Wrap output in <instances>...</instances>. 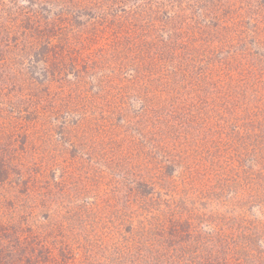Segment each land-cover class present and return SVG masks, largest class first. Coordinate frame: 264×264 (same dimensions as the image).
<instances>
[{"label":"rangeland","instance_id":"rangeland-1","mask_svg":"<svg viewBox=\"0 0 264 264\" xmlns=\"http://www.w3.org/2000/svg\"><path fill=\"white\" fill-rule=\"evenodd\" d=\"M202 1L199 4L197 0L193 10L211 6L218 9V14L228 15L229 19H223L222 26L214 31L216 35L229 34L231 39L241 40L238 49L254 37L251 19L258 8L251 14L242 7L245 0ZM184 4L188 6V2ZM140 5L149 7L146 1ZM56 11L57 6L41 0H0V44L16 37V47L1 50L7 57L0 62V76L9 77L10 89H5L6 96H0V125L9 124L11 128L14 121L26 125L17 129L16 135L0 127V136L6 141L11 136L17 138L12 140L13 158L5 160L14 165L11 184H28L25 193L24 186L22 189L4 183L0 194L21 197V206L36 215V224L44 225L46 241L56 252L68 244L67 264H200L209 257L214 261L228 258V264H264V125L249 121L240 129H223V139L229 145L222 146L216 160L205 157L207 152L201 153L200 144L217 135L216 122L208 118L207 112L193 109L188 79L174 73L164 78L159 64L155 67L160 72L147 68L148 78L154 83L146 104L151 114H136L145 100L129 98V106L122 109L112 100L118 89L129 94L134 88L141 92L148 85L127 81V74L132 72L113 79V83L124 80L103 101L102 111L91 114V105L79 92L81 87L71 68L59 70L57 62L64 63L65 55H54V51L61 53L56 44H73L75 56L79 54L82 62L90 54L86 39L81 37L75 42L78 34L65 39L68 34L63 35V31L54 34L32 27L38 21L42 29H49ZM240 19L245 22L241 27ZM78 21L85 19H73L72 24ZM160 23V28L145 40L159 44L156 49L148 44L136 47L132 53L146 52L154 60L156 57L148 52L167 49L157 47L167 43L169 31L178 26ZM226 27L231 30L226 32ZM113 42V38L104 41L103 62L115 58L117 52H125L123 43L118 46ZM138 43L144 44L141 40ZM206 46L179 51L188 57L196 55L205 64L202 50ZM37 48L41 52L37 53ZM259 48L264 47L261 44ZM102 67L84 73L81 83L95 89L103 75L113 72L106 69L105 63ZM159 75L168 87L155 82ZM6 188L12 192L7 193ZM21 206L17 208L23 214ZM123 217L129 218L135 234V255L125 254L118 263L112 258L119 249L125 251L117 223ZM173 218L181 223L177 227L180 235L175 238L168 235ZM163 224L164 234L160 230ZM226 245L235 253L224 250ZM245 253L253 257L247 258Z\"/></svg>","mask_w":264,"mask_h":264},{"label":"trees","instance_id":"trees-1","mask_svg":"<svg viewBox=\"0 0 264 264\" xmlns=\"http://www.w3.org/2000/svg\"><path fill=\"white\" fill-rule=\"evenodd\" d=\"M27 1L29 3H39V0ZM41 1L43 4L57 6V11L49 22L52 27L42 29L41 24L35 21L32 27L36 31H52L54 34L57 31H63V35L68 34L65 39H70L78 34L75 42L81 37L86 39L85 47H89L90 54L84 61L78 60L79 54H77V57L75 56L77 51L73 44L67 45L62 42L56 44L61 49V53L54 51V55L60 57L65 55L64 63L61 61L57 62L59 70L62 72L63 68H71L69 71L74 73L75 79H78L79 87H81L79 92L83 94L91 105L89 109L91 114L102 111V107L105 104L103 101H106L108 95L117 88L116 85L119 86L120 82L124 80L119 79L121 80L120 82L113 83V79H118L117 75L120 73L122 75L128 72L132 73L127 74V77H130L127 81H132L140 86L142 84L148 85L142 87L141 92L134 88V92L129 94L118 89L112 99L113 102L120 105L122 109L129 106V98L135 97L139 102L145 100L142 102L144 107L140 106L139 109L135 110L136 114L140 117L151 114L152 111L146 104L148 103V95L151 94V90L154 88V83L151 77L148 78V70L152 71L154 67L155 71L160 72L156 68L157 64H159L163 66L160 74L165 75L164 78L171 77V74L174 73L180 77L185 76L188 79L189 89L187 91L191 95L190 104L193 109L195 111L198 110L199 113L207 112L208 118L212 119V122H216L214 124L217 126L215 128V134L217 135L209 136L201 143L202 145L200 144L203 147L200 150L201 153L207 152L205 157L210 158L211 156L214 161L222 146L229 145V142L223 139V129L225 131L229 130L228 127L240 129L245 124L248 125L249 121L253 125H264V48H259L261 44L264 47V35L262 36L264 32V13H261L264 10V0H245L242 5L243 8H248V12L250 10L251 14L255 13L256 8H258L257 13L251 19V30L255 35L250 41H244L242 49H238L237 46L241 40L238 42L235 38L231 39L229 34L219 36L214 33V31L219 29V25L222 26L224 23L223 19H229L227 18L228 15L225 13L218 14V9L215 11L211 6L204 10L202 6L197 5L199 11H195L192 5L195 6L194 4L197 0H193V3L191 2L192 0ZM145 1L149 5L148 8L140 5L141 2ZM185 1L188 2V6L184 4ZM201 2L203 1L199 0V4ZM201 5H204V3ZM222 10L225 11L226 9ZM211 12L213 13L212 15ZM248 12H244V14L249 15ZM24 14H27V11ZM212 17H215L216 20L211 19ZM79 18L85 19V21H78L72 24L73 19ZM176 18L180 20H175ZM161 21H165V24L171 22L173 25L178 26L175 31H169L167 43L157 47L159 50L166 47L167 49L163 50V52H148L152 53L153 58L156 57L154 60H151L147 56L148 54L146 55V52L132 53L131 51L136 47L141 49L148 44H150V48L156 49L157 43L153 45L151 41L146 42L145 40L152 37L153 31L158 30L155 28H160ZM239 21L240 27L243 26L245 23L243 19ZM173 22L176 23L174 24ZM224 29L226 32L231 30L230 27ZM15 38L12 36L9 43L3 46L0 44V62L7 57L5 53L1 52L2 48L5 47L7 49L9 47L11 50V47L12 49L16 47L15 42L13 44ZM108 38H113L115 41L113 43H117L118 46L123 43L125 52H117L115 58H107L103 62L101 54L106 45L104 41ZM139 40L144 42V44L138 43ZM205 43H207V46L202 50V54L206 58L205 64L198 61L196 55H189L188 57L182 55L183 53L179 51L180 48L189 50L192 47H196L197 49L200 44L203 45ZM253 46L256 48L254 51H252ZM35 50L37 53L41 52L40 48ZM232 53H234L235 57ZM149 59L151 61L147 62ZM104 63L107 70L113 71L110 76L103 75L100 84L96 85V88L92 90L91 87H86V85L81 83L80 78L82 75L93 73L94 69H102ZM7 79L9 77L6 74L2 77L0 76V96H6L5 89H10ZM155 82L168 87V84L164 83V79L160 75ZM207 105L208 108L206 109ZM155 106L157 105L155 104ZM202 108L203 110H201ZM16 112L18 113L19 110ZM12 116L14 117V115ZM17 118L19 117L15 116V119ZM1 119L2 115L0 114V124ZM242 120L245 121L241 124ZM0 127L10 129L13 135H16V130L26 128V125L14 121L11 128L9 124L5 125V123L0 125ZM263 136L264 134L261 136L262 139H264ZM11 137L10 141H6L0 136V185L2 186L4 183L6 186L11 184L9 177L15 170L12 169L14 165L6 164L5 161L13 158L12 140L17 138ZM16 185H20L22 189L24 186L25 193L28 192V184L15 181L11 184L14 187ZM6 192L10 193L12 191L9 192L8 188H6ZM20 198V196L8 198L7 195L0 194V264H67L65 258L70 256L69 248H67L69 247L68 244L65 243L56 252V248L46 241V236L42 230L44 225L41 223L36 224V215L33 212H27L24 209V205L23 207L21 206L23 203ZM18 206L23 208V214H20ZM128 221L129 218L123 217L117 222L119 229H122L120 231L123 233V235L120 233L121 235L119 236L123 242L121 247H125V251L119 249L116 257L112 258L117 260L118 263H120L125 254H129L133 258L135 255L133 253L135 234H133L132 225L128 224ZM169 222L172 230L168 231V235L172 236V238L178 237L181 231L177 227L181 223L175 218ZM50 227L53 228L52 225ZM161 227L160 230L164 234V224ZM186 233L190 232L187 231ZM238 247L236 246V248ZM223 249L229 252L233 248L226 245ZM232 251L234 252V250ZM245 255L247 258L253 257L251 253H245ZM156 258L154 259L157 260ZM214 260L209 257L200 264H228L229 261L225 257L222 260ZM239 260L241 261V258ZM242 260L243 262L245 261L244 258Z\"/></svg>","mask_w":264,"mask_h":264}]
</instances>
